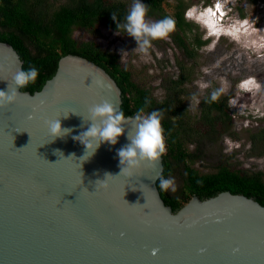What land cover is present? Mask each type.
<instances>
[{
  "label": "water",
  "instance_id": "1",
  "mask_svg": "<svg viewBox=\"0 0 264 264\" xmlns=\"http://www.w3.org/2000/svg\"><path fill=\"white\" fill-rule=\"evenodd\" d=\"M22 63L0 41V89ZM103 99L120 108L116 81L93 61L65 54L40 90L20 89L0 108V264H264V205L254 197L194 195L173 211L156 184L163 155L120 174L127 128L115 145L79 159L84 147L72 135L83 129L73 112L87 117ZM58 116L73 132L50 140L44 121ZM105 172L116 176L95 188Z\"/></svg>",
  "mask_w": 264,
  "mask_h": 264
},
{
  "label": "trees",
  "instance_id": "2",
  "mask_svg": "<svg viewBox=\"0 0 264 264\" xmlns=\"http://www.w3.org/2000/svg\"><path fill=\"white\" fill-rule=\"evenodd\" d=\"M212 0H202L207 5ZM255 1V0H253ZM148 5L146 16L156 20L173 16L175 30L170 33L174 45L183 56L194 61L199 50L208 42L197 32V23L186 18L188 0H142ZM58 3V4H56ZM132 0H0V41L8 42L23 60L22 67L30 64L39 68L35 83L22 88L23 91L40 90L56 70L58 60L65 54L85 57L104 68L121 89V105L126 115H133L144 105L145 98L151 103L146 111L160 109L164 129L166 152L163 154L165 177L172 176L179 168L182 183L175 192L157 188L161 197L173 211L196 195L201 199L224 190L254 197L264 205V173L261 170L246 171L220 163L212 172H199L193 167L198 154L187 149V142L194 135L189 123L188 112L183 96L185 84L192 80L191 70L184 61L178 63L176 78L164 79V95L157 99L151 91L135 82L129 69L121 65L117 53L103 49L94 41H77L72 36L74 28L91 29L97 23L125 33L117 28L130 7ZM116 14L113 20L112 13ZM210 93L202 96L199 103L198 121L205 132L214 133L221 125L228 128L231 115L228 112L229 95L220 94L216 101L209 102ZM225 129V130H226ZM192 131V132H191ZM190 138V139H189ZM256 155L264 154V128L250 134Z\"/></svg>",
  "mask_w": 264,
  "mask_h": 264
},
{
  "label": "rangeland",
  "instance_id": "3",
  "mask_svg": "<svg viewBox=\"0 0 264 264\" xmlns=\"http://www.w3.org/2000/svg\"><path fill=\"white\" fill-rule=\"evenodd\" d=\"M188 1L186 18L197 23L198 34L208 38L194 61L183 56L170 36L152 42L150 58L136 51V41L131 36L102 23L91 29L76 27L72 36L79 42L94 41L101 48L117 53L133 80L148 88L157 99L164 95V79L176 78L178 63L184 61L192 71L183 99L194 131L187 149L198 154L193 167L206 173L224 163L264 173V154H255L258 149L253 148L250 139V134L264 128V0H212L207 5L202 0ZM215 7L220 15L214 13ZM146 19L156 20L149 16ZM203 83L208 87L202 88ZM214 89H223L220 94L229 95L231 121L227 129L221 125L216 132H205L202 136L197 117L199 103L202 96ZM171 177L176 191L182 183L179 168H175Z\"/></svg>",
  "mask_w": 264,
  "mask_h": 264
},
{
  "label": "clouds",
  "instance_id": "4",
  "mask_svg": "<svg viewBox=\"0 0 264 264\" xmlns=\"http://www.w3.org/2000/svg\"><path fill=\"white\" fill-rule=\"evenodd\" d=\"M147 12L148 5L142 0H132L123 21L117 24V28L122 29L136 41V51L144 58H150L153 41L167 39L176 28V21L173 16H164L158 20L150 21L146 19ZM112 18L116 20L114 12ZM3 71L4 66L0 64V72ZM39 73V68L32 64L28 68H18L12 74L11 81H8L7 90L0 89V108L14 104L19 96V90L30 83H35ZM201 87L206 88L208 84L203 83ZM221 91L223 89L211 91L208 98L209 102L216 101ZM150 103L151 100L146 97L144 105L138 108L133 115H126L122 108L116 107L108 99L92 103L87 109V117L73 112L81 117L79 127L83 129L72 135V139L84 147V152L79 159L83 161L90 158L102 143L107 142L109 145H115L118 138L125 134L127 128L126 139L128 142L117 149L120 174L132 175L145 163H154L159 160L166 152L164 129L161 124L163 112L160 109L146 111V107ZM68 113L63 116L66 118ZM61 116L44 121L51 137L50 140L64 137L73 132L71 127H62ZM29 118H31V114ZM85 124L88 125L86 128H84ZM56 153L63 155L58 149ZM69 157H74V154ZM113 176L116 175L105 172L104 179L95 181V188L105 187L108 178ZM158 182L161 190L175 191L173 177H165L161 173L158 176ZM125 202L128 203L126 200Z\"/></svg>",
  "mask_w": 264,
  "mask_h": 264
}]
</instances>
